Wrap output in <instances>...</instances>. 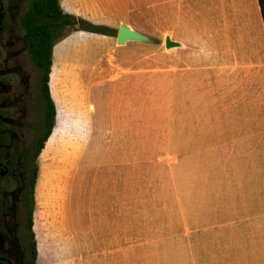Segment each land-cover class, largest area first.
<instances>
[{
	"label": "rangeland",
	"instance_id": "obj_1",
	"mask_svg": "<svg viewBox=\"0 0 264 264\" xmlns=\"http://www.w3.org/2000/svg\"><path fill=\"white\" fill-rule=\"evenodd\" d=\"M151 1L132 3L131 27L150 41L128 45L126 54L134 64L120 86L126 100L121 102L120 91L114 96L108 87L101 102L94 99L106 125L107 146L95 149L94 155L103 158V167L115 169L118 200L127 201L132 211L130 234L122 237L120 231L118 244L92 239L86 246L74 245L76 264H208V226L223 221L213 213L208 219L209 202L203 194L216 158L238 161L246 217L254 214V207L264 209L262 16L251 0H233L235 8L232 0H192L194 34L181 22L176 25V6L168 0ZM73 29L67 28L62 36ZM167 37L182 46L167 49ZM201 66L209 67L203 78V94L213 93L209 117L199 109ZM244 78H250V86ZM62 119L63 114L42 152L46 192L53 179L60 185L66 181L80 150L76 132V138L62 147L59 163H52L49 155L64 132ZM89 167L94 170L76 173L66 203L83 217L91 203L95 206L94 195H100L93 182L98 177L95 168L102 165ZM77 224L83 243L85 222Z\"/></svg>",
	"mask_w": 264,
	"mask_h": 264
},
{
	"label": "crops",
	"instance_id": "obj_2",
	"mask_svg": "<svg viewBox=\"0 0 264 264\" xmlns=\"http://www.w3.org/2000/svg\"><path fill=\"white\" fill-rule=\"evenodd\" d=\"M168 1L177 8L176 25L181 22L185 30L188 29L195 34L193 31L196 19L192 0ZM143 2L150 5L152 1ZM251 2L261 15L259 1ZM132 3L133 0H60L65 13L94 25L115 29L117 36L73 29L54 47L49 86L57 108V117L47 142L58 128L62 114L64 132L59 137V144L49 156L52 163L57 165L62 158V147L76 138V132L80 135V150L67 173L66 181L60 185V182L53 179L47 192L42 188V153L40 155L33 214V232L38 249L37 264H76L75 261L78 259L71 254V251L75 250L74 245L86 246L92 243V239H102L101 243L104 239L106 240L104 243L118 244L120 231L122 237L125 235L128 237L130 234L132 211L127 201L118 200V183L113 182L115 169L103 167V158L94 155L95 149L107 147L103 140L106 125L103 122V115H99L94 99L101 102L103 89L107 87L114 91V96L120 91L121 102L127 98L121 93L120 86L122 87L127 73L134 64V58L126 54L128 45L145 43L118 44L117 37L121 25L133 26L130 21ZM232 6L235 8L233 0ZM261 23L264 35L263 19ZM201 49L206 52V48ZM207 70H209L207 66L199 68L201 105L199 109L201 115L209 117L212 111L208 110V107L212 108L213 93L203 94V78L207 77V72L205 75ZM244 83L250 86V78L246 81L244 78ZM99 164L102 168H95L98 177L93 184L100 187V195H94L92 199L94 203L96 202L95 206L91 203L88 207L89 212L84 210L83 217L81 211L74 213L69 206L68 209L66 207L71 198L70 185L77 172L92 171L94 168L89 166ZM241 171L235 157H229V160L222 157L221 161L220 158H216L214 173L206 174L203 194L207 196L209 202L208 219H211L213 213L216 220H223L208 226L212 232L206 237L208 264H264V209L262 205L259 208L254 207V214L246 217L248 208L246 209L244 205L246 197L242 192ZM108 173L110 176H107ZM81 183L82 181L80 185ZM82 219L85 222L83 243L81 231L76 230L77 221Z\"/></svg>",
	"mask_w": 264,
	"mask_h": 264
},
{
	"label": "flooded vegetation",
	"instance_id": "obj_3",
	"mask_svg": "<svg viewBox=\"0 0 264 264\" xmlns=\"http://www.w3.org/2000/svg\"><path fill=\"white\" fill-rule=\"evenodd\" d=\"M32 1L0 0V264H37L34 180L52 111L27 40Z\"/></svg>",
	"mask_w": 264,
	"mask_h": 264
},
{
	"label": "trees",
	"instance_id": "obj_4",
	"mask_svg": "<svg viewBox=\"0 0 264 264\" xmlns=\"http://www.w3.org/2000/svg\"><path fill=\"white\" fill-rule=\"evenodd\" d=\"M261 9V15L264 22V0H258ZM74 27L76 31H86L108 36H117V30L107 26L94 25L84 19L76 18L67 14L61 7L60 0H33L26 19V34L30 44L31 54L38 64L45 70L46 75V98L48 101V109L52 111V120L49 131L39 149L38 156L41 155L45 148L46 142L53 132L57 108L50 92V74L53 66V52L56 43L63 37V33L67 28ZM38 169L34 180V194L38 179ZM35 204V197H34ZM33 226V214H32ZM35 237V235H34ZM35 259L38 258L37 241L35 239L34 246Z\"/></svg>",
	"mask_w": 264,
	"mask_h": 264
},
{
	"label": "water",
	"instance_id": "obj_5",
	"mask_svg": "<svg viewBox=\"0 0 264 264\" xmlns=\"http://www.w3.org/2000/svg\"><path fill=\"white\" fill-rule=\"evenodd\" d=\"M117 40H118L119 45H125L128 42H149L150 38L136 31L131 26L127 24H123L119 28ZM165 45H166V48L169 50L182 46V44H180L179 42L173 41L170 37L166 38Z\"/></svg>",
	"mask_w": 264,
	"mask_h": 264
}]
</instances>
